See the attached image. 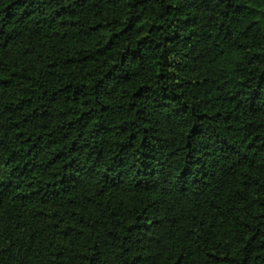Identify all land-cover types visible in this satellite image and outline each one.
Returning <instances> with one entry per match:
<instances>
[{"label":"trees","instance_id":"obj_1","mask_svg":"<svg viewBox=\"0 0 264 264\" xmlns=\"http://www.w3.org/2000/svg\"><path fill=\"white\" fill-rule=\"evenodd\" d=\"M211 7V0H184L163 8L153 4L145 9V23L161 33L163 42L183 48L201 30L208 37L219 30L218 16L224 13ZM230 10L243 17L242 28L237 16L230 29L239 41H213L190 57L200 64L188 69L205 64L206 72L219 69L221 83L241 44L254 56L264 55V0H244ZM0 13V165L20 178L0 190V264H97L105 251L109 264H232L233 241L239 240L245 249L240 264H264V126L251 115L246 123H237L242 148L236 147V140L222 138V151L240 154L236 167L199 194L196 177L191 191L185 187L176 193H150L133 186L109 198L108 189L96 192L92 177L68 189L61 161L77 147L82 127L77 122L90 111L88 96L80 88L86 89L87 80L123 42L112 23L122 15L120 0H0ZM180 25L185 33L177 30ZM152 60L156 76L163 77L160 69L171 67V62L163 54ZM202 80L207 84L210 77ZM186 82L193 84L191 79ZM219 91V85L205 89L210 99L217 93L218 103ZM215 114L228 118L226 108ZM153 198H163L164 214H152ZM125 211L130 219L121 215ZM104 236L108 240L98 244L97 237Z\"/></svg>","mask_w":264,"mask_h":264},{"label":"clouds","instance_id":"obj_2","mask_svg":"<svg viewBox=\"0 0 264 264\" xmlns=\"http://www.w3.org/2000/svg\"><path fill=\"white\" fill-rule=\"evenodd\" d=\"M183 3L184 0H120L122 15L112 23L113 31L123 42L113 50L111 60L103 61L87 80L86 89L83 85L80 88L88 96L90 111L77 122L82 125L78 128L81 135L77 137V147L67 152L66 159L61 161L65 163L63 172L68 189L82 182L84 177H92L96 181V192L104 194L108 189L109 198L114 192H127L133 186L146 188L150 193H176L185 187L191 191L193 177H196L199 180L195 185L196 194H199L205 186L213 188L214 182H219L224 172L236 167L235 161L240 154L235 150L222 151V138L236 140V147L242 148L239 139L242 133L235 128L237 123H246L251 115L254 121L264 126V55L254 56L251 49L241 44L236 50L234 66L223 75L222 83L220 70L206 72V64L197 66L195 71L188 70L194 64H200L199 59L193 61L190 57L205 51L213 41L229 44L239 41L240 37L230 29L237 16L241 17L242 28L243 17L230 9L243 4L244 0H211V11L224 13L218 16L219 30L211 37L201 30L199 36L185 41L186 46L181 48L174 41L163 42L160 32L148 29L145 9L153 4L163 8L166 4ZM0 24H3L2 20ZM117 25L124 29L122 33ZM214 27L210 26L208 31ZM177 30L186 32L183 25ZM137 39H140L139 44ZM3 40L4 33L0 32V42ZM158 40L161 41L159 46L156 44ZM261 51L264 52V44ZM182 53L189 55L183 56ZM161 54L171 62V67L161 68L165 75L157 77L152 57ZM203 76L210 77L209 83L203 82ZM188 79L193 80L192 85L186 82ZM196 80H201V84H195ZM216 85L220 87L219 103L216 101L217 93L212 92L210 99L205 92V89ZM138 87L139 91L133 96L132 92ZM225 108L227 119L215 114L217 109L223 112ZM116 140L122 143L114 142ZM260 149H264V144ZM19 179L0 165V190L10 181L15 183ZM109 185L113 187L109 188ZM153 199L155 203L150 205L154 210L152 214H164L163 198ZM135 211L132 209V213ZM121 215L130 219L131 214L125 211ZM98 223L103 221L98 220ZM111 239L113 245L118 246V238L112 236ZM107 240L108 236L103 240L97 237L98 244ZM128 243L131 244V238ZM243 244V240L239 243L233 241L235 250L232 254L236 259L232 264H240L245 251ZM103 256L102 261L97 259V264H109L108 252L105 251Z\"/></svg>","mask_w":264,"mask_h":264}]
</instances>
